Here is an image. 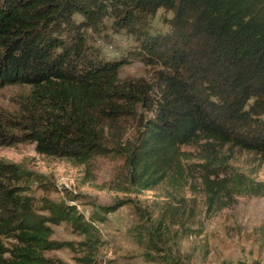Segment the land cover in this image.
<instances>
[{"label":"trees","instance_id":"trees-1","mask_svg":"<svg viewBox=\"0 0 264 264\" xmlns=\"http://www.w3.org/2000/svg\"><path fill=\"white\" fill-rule=\"evenodd\" d=\"M157 8L171 12L163 18L168 29L149 33L147 20ZM107 19L115 31L135 32L142 22L132 54L154 68L150 78H120L129 59L89 49L87 30H105ZM11 83L30 87L17 113L0 115L3 142L32 141L39 153L77 162L119 156L115 189L163 181L176 191L196 172L208 205L231 192H264V181L228 163L233 148L264 160V0H0V87ZM34 177L0 160V264H95L102 242L95 220L116 203L91 202L85 213L45 197L47 212H40L27 190ZM172 198L157 216L136 207L137 241L144 229L149 247L159 250L155 230L170 215L181 216L188 200ZM61 221L84 239L51 237V224ZM62 247L83 254L75 262L47 254Z\"/></svg>","mask_w":264,"mask_h":264},{"label":"rangeland","instance_id":"rangeland-1","mask_svg":"<svg viewBox=\"0 0 264 264\" xmlns=\"http://www.w3.org/2000/svg\"><path fill=\"white\" fill-rule=\"evenodd\" d=\"M170 15V11L157 8L147 20V32L166 31L168 25L163 18ZM110 21L107 19L109 27L105 30H87L86 44L89 49H98L104 57L124 56L129 59L118 71L120 78H150L154 68L132 54L141 40L138 31L142 30V22L140 29L129 32L126 28L115 31ZM29 87L19 83L0 87L2 117L17 113L20 96ZM126 134H131L128 127ZM1 138L0 160L15 162L35 173L33 180L27 182V190L33 197L37 211L47 212L42 205L45 197L73 202L85 213L92 210L91 202L116 203L104 220H95L102 240L94 256L95 264H264V192H231L208 205L196 172L187 173V179L181 180L176 191L163 181L149 189H115L110 186L121 175L122 161L119 156L98 155L87 162H77L68 157L39 153L32 141L3 142ZM181 148L194 149L192 145H182ZM192 160L196 159L192 156L185 162ZM228 163L235 170L264 181V160L252 151L233 148ZM63 187L71 192L65 193ZM73 192L78 194L75 199L70 197ZM174 194L183 195L188 200L181 216H178V212L170 215L155 230L153 238L159 250L149 247L144 229L142 243L137 241L133 234L138 220L136 207L142 208L143 213L150 212L152 216H157L165 202L175 203L172 198ZM51 226L54 228L53 238L78 241L85 237L73 229L68 221ZM4 240L9 241L7 238ZM78 248L62 247L49 250L47 254L75 262L76 257L83 254ZM158 254L166 256V260Z\"/></svg>","mask_w":264,"mask_h":264}]
</instances>
